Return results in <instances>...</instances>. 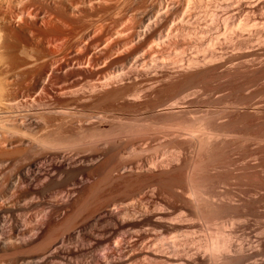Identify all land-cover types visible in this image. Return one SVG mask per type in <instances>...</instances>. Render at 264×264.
<instances>
[{"label":"bare ground","instance_id":"6f19581e","mask_svg":"<svg viewBox=\"0 0 264 264\" xmlns=\"http://www.w3.org/2000/svg\"><path fill=\"white\" fill-rule=\"evenodd\" d=\"M0 264H264V0H0Z\"/></svg>","mask_w":264,"mask_h":264},{"label":"rangeland","instance_id":"374dc122","mask_svg":"<svg viewBox=\"0 0 264 264\" xmlns=\"http://www.w3.org/2000/svg\"><path fill=\"white\" fill-rule=\"evenodd\" d=\"M207 46H208V48H210V44H206L205 46H204V49H208L207 48ZM240 139V138H239ZM171 152V150H166V149H164V151H163V149H156V150H152V151H148V152H146V153H148V154H154L155 156H156V158L159 160V159H163V158H165L167 155H169V154H171L170 152ZM163 156H165V157H163ZM208 225V224H207ZM215 224H210L209 223V226H214ZM209 226H206V228H208ZM218 226H214V227H210V228H213V230L214 229H216ZM205 227L203 228V230H197L195 233H193V234H191V236L193 237V238H195V239H200L201 241H203V239L205 240V239H207L208 237H209V235L210 234H208V233H214L215 231H212V229L210 230V228L207 230ZM218 229H220V228H217V230ZM226 231H227V229L228 228H224ZM216 230V231H217ZM225 230H223V231H225ZM201 231V232H200ZM211 231V232H210ZM222 231V230H221ZM225 231V232H226ZM206 233V234H205ZM201 234V235H200ZM196 235V237H194ZM208 235V236H207ZM207 236V237H206ZM199 237V238H198ZM203 237V238H202ZM206 237V238H205ZM114 245H116L115 243H114Z\"/></svg>","mask_w":264,"mask_h":264}]
</instances>
